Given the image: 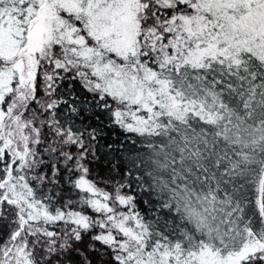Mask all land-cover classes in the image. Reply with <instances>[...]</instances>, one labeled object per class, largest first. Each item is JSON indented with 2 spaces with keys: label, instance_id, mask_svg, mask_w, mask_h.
Masks as SVG:
<instances>
[{
  "label": "snow or ice",
  "instance_id": "1",
  "mask_svg": "<svg viewBox=\"0 0 264 264\" xmlns=\"http://www.w3.org/2000/svg\"><path fill=\"white\" fill-rule=\"evenodd\" d=\"M0 264H264V0H0Z\"/></svg>",
  "mask_w": 264,
  "mask_h": 264
}]
</instances>
